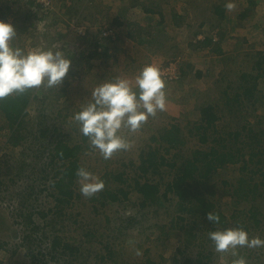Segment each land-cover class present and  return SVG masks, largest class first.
Masks as SVG:
<instances>
[{"label":"rangeland","instance_id":"374dc122","mask_svg":"<svg viewBox=\"0 0 264 264\" xmlns=\"http://www.w3.org/2000/svg\"><path fill=\"white\" fill-rule=\"evenodd\" d=\"M16 1L19 0H0V7L11 5L14 8ZM20 1L28 2V0ZM32 1L33 5L37 6L36 0ZM63 1L67 0H53L52 9L38 6L36 7L38 12L33 6L35 8H33L35 10L33 15L41 11L42 15L51 14L53 17L56 14L55 8L57 7L56 10H58L59 4L62 5ZM69 1L72 3L71 6L75 5V0ZM182 1L184 0H160L161 5H166L169 11L170 18L167 21L171 25L170 28H164L162 32L159 30L161 27H158L157 23L159 21L164 23L166 19L162 13V16L157 13L153 17L159 21L157 22L154 18L151 21L153 24L150 25L156 28L153 30L149 27L148 30L143 31L145 32L143 36L139 33L134 34V40L136 37L138 41H132V38L126 37L125 33L124 37H120V33L117 34V43L110 45L108 58L99 55L89 58L94 54L95 48L92 41L87 40L88 37L82 39L86 30L75 25L80 21L77 15L72 17L70 22L59 23L63 29H67L68 36L60 37L56 43L48 42L47 44V41H32L34 36L30 30L18 35L22 24V14L20 16L17 11H14V14L7 15L4 14L6 10L3 15L0 13V21L6 23L15 24L18 19L19 26H14L16 37L11 41L13 47H19L25 51L37 47L62 48L67 58L72 61L70 74L65 77L66 83L63 80L56 87L41 86L29 90L30 103L26 109L28 115L18 130L17 135H21L22 139L17 145L10 141L12 128L4 115L0 114V191L7 189L3 192L5 197L0 199V264H37L44 260L47 264H172V257L177 253L178 247H182V253L178 255V260L181 261L179 264H186L184 263L186 260L197 259L201 251L200 230L195 231L198 233V239L187 249L182 242L184 234L178 239L174 237L178 234L175 221L179 217L184 219V225H191L196 221L191 227L200 228L207 224L204 223L206 219L200 218L199 214L190 213L195 218L192 222L193 218L189 213L178 210L180 204L184 203L177 197V190L174 188H171V191L166 190L167 185L176 179L177 172L181 174V171L161 166L157 171L159 174L157 172L154 174L152 170L144 173L141 170V160L148 158L149 153L156 152L157 156H154V159H164L165 163H177L176 166L180 168L182 164H185L186 159L190 162H193L196 157L200 159L202 155L196 153L207 154L211 153L212 149H215L219 156L224 153L236 156L239 144L242 142L230 136L237 122L223 106L225 99L222 93L228 81H232L229 88L231 96L234 94L230 92L236 89L244 93V85L262 84L264 71L263 67L250 69L248 65H244L241 70L235 67L232 69L212 67L216 63H221L223 59L218 60L219 55H213L217 60H211L213 56L207 53L208 47L200 43L205 39L194 38V33H200L203 29L211 27L210 24L213 21L210 18L207 19L208 6L204 1L194 3L191 0L190 4L198 10V19L182 20L183 25L179 29L180 32H177L172 26L175 21L172 17L176 16V13L180 17L179 13L183 12L180 6ZM72 8L75 7L72 6ZM68 11L69 8L67 13ZM30 19L27 21L29 22L27 26L33 29L34 33L44 27V24L41 25L42 23L38 21L39 17L32 16ZM215 22L220 25L225 24L224 21ZM218 31L222 30L218 29ZM94 34H96L95 31ZM259 38H264L263 33ZM251 41L253 44L258 42V39L253 37ZM252 44L248 45V54L252 58L259 59L260 55L255 52V47H261V45L253 44L252 47ZM192 62L198 66V69H195ZM146 65H155L160 69L166 84L164 89L167 98L166 110L158 111L155 116H150L137 132L122 129L121 135L130 143V148L117 151L110 159L105 160L97 150L92 148L88 138L86 143H80L82 142L81 132L73 116L91 100L94 88L105 82H113L116 78L127 79L134 83L135 76ZM181 69L186 71L185 78H180L177 82L166 79L176 72L179 76ZM198 71H204L201 78L196 77ZM166 72L169 74L166 75ZM212 72L214 78L205 75ZM243 75L246 76L245 80L241 78ZM242 98L246 99L245 96ZM213 103L219 106L220 109L217 111L224 110L221 113L222 118L217 123L218 134L215 136L212 135L214 129L209 130L207 126L203 127L201 116H195L194 112ZM246 108L247 106H244V110ZM258 114L264 117L263 112ZM257 120L249 118L251 123H256ZM42 130H48L46 138L37 139ZM174 133L173 139L176 138L184 144L172 147L168 140H163L162 137L165 136L172 140ZM204 135H207L205 141L202 140ZM59 139L72 146L82 144L83 148L79 152L81 167L98 176L103 180L104 185L109 181L104 187L109 192L122 189L127 192V197L113 202L101 197L104 189L91 197H85L80 192V185L76 178L72 184L75 195L71 202L58 203L55 199L58 192L53 187V182L58 179L54 178L56 170L58 167L61 168L63 163L52 162L51 155L55 153L56 140ZM261 140L264 144V136ZM146 164L150 162L146 161ZM241 166L242 163L234 166L213 164L200 166L217 167L216 170L213 169L208 173L206 179L207 185H217L216 192L213 195L207 194L206 197L209 196L208 200L215 203L216 211L225 217L226 226L218 225V230L239 228L237 222L240 219L239 217L233 219L232 214L245 205H234L230 195L232 188L222 187L221 184L227 179L236 183L245 176L246 172L241 170ZM204 172L202 171L201 175ZM110 173L116 174L115 177ZM194 178L195 180L186 181V185L188 183L193 185V191L198 188L196 181H201L199 174H195ZM254 179L258 181L259 177L256 175ZM136 181L141 184L145 182L160 184V192L152 201L151 198L149 199L146 207L142 206L144 197L137 192ZM226 189H229L230 193H227ZM17 194L21 197H15ZM0 195H2L1 192ZM103 202L104 205H102ZM258 204L264 207L261 201ZM29 215H31L32 224L28 223ZM250 223L247 224L249 237L264 239V233H262L264 222L257 229L251 227ZM35 227L36 231L32 232ZM89 228L96 238L88 237ZM209 232L205 231L204 234L208 239L205 254L210 252L212 254L213 262L210 264H233V261L240 257L245 258L247 264H264V247L238 248L237 256L232 255V250L218 253L212 241L207 238ZM27 235H31V240L26 238ZM166 236L170 237L167 239ZM55 239H62L63 243L77 248L78 260L69 258L68 251L63 257H58V260L53 259L51 244ZM109 251L112 252L109 254ZM100 256H105L106 260H100Z\"/></svg>","mask_w":264,"mask_h":264},{"label":"trees","instance_id":"16d2710c","mask_svg":"<svg viewBox=\"0 0 264 264\" xmlns=\"http://www.w3.org/2000/svg\"><path fill=\"white\" fill-rule=\"evenodd\" d=\"M136 3L140 4L141 0H134ZM33 6V1L28 0L25 3L23 1H16L15 2V7L13 8L11 5L10 6H3L0 7V13L3 15L4 11L6 10V13L4 14H14V11H17V13L21 16L22 14V24L20 27V30L18 31V35L24 34L25 32H28L30 30V33H33L32 41L33 40H39L41 42L47 41L52 43H56L63 37H66L69 35L67 33V29H60L61 25L59 24L55 18V16L52 17L50 14L48 15H42V12L40 11L39 13H36V15H33L34 13V8ZM146 6V13L147 14H161V11L158 9V7H155L158 11H154L153 7H149L150 9L147 8ZM34 8V9H33ZM23 9V10H22ZM37 11V8H36ZM151 11V12H149ZM38 12V11H37ZM249 13V12H248ZM16 14V13H15ZM6 15V17H8ZM5 16V15H4ZM32 16H37L39 17V22L41 25L44 24V27L40 29V31H35L31 28H28L27 25H29L28 20H31L30 18ZM162 16V14H161ZM242 17V15H240ZM247 14H244L242 17V20H245L244 18L247 17ZM178 15L176 14L173 15V20H176ZM54 18V20H53ZM7 19V18H5ZM17 19V18H16ZM18 20V19H17ZM12 23L13 26H19L18 22ZM86 20H90L88 17ZM164 20V17H163ZM82 21H79V24L76 23L75 25L80 26L81 28L86 30L85 36H82V39L84 40L86 37L87 40L92 41V45H94V54L90 55L89 58H95L96 56L100 57H109V48L110 45L117 43V34H119V27H122L126 24L128 20L127 17V10L123 9L122 14H119L114 20L112 19H107L104 20L106 22L104 25L102 24L101 27L98 28V32L96 34L91 33L89 30H87V26L85 23ZM132 26L135 28H141V31L139 34L143 35V31H146L149 29V27H141L137 22H134ZM163 21H159L157 23L158 27H162ZM173 24L178 25V23L173 22ZM70 25V24H69ZM72 25V24H71ZM31 27V25H30ZM153 28V27H150ZM154 30V28H153ZM159 30H163V28H160ZM105 31H111L113 32V35L115 36H104L103 33ZM130 31H132V27L130 28ZM197 35V34H195ZM130 38L134 39V36L129 35ZM196 37V36H195ZM90 38V39H89ZM40 42V43H41ZM39 43V44H40ZM201 45L205 46H211L213 41L211 39L205 38L204 42H200ZM199 43V44H200ZM215 52L218 54L222 53V49L218 46V44H215ZM101 51V52H100ZM103 51V52H102ZM259 61L257 62V65L259 66V69L263 67L264 65V56H259ZM188 67H191L188 65ZM181 74L179 75V78L175 80L177 82L180 78H185L186 71L181 69ZM70 71L67 76H69ZM203 76V73L198 71L196 74L197 78H201ZM245 75H243L241 78L245 80ZM256 80L258 77L255 78ZM66 78H64V83H66ZM258 81V80H257ZM68 82V81H67ZM249 82V81H248ZM247 82V83H248ZM220 83V82H219ZM232 85V81H228L227 84H225V90L222 93L223 98L225 99L223 106L228 110L229 114L232 115L233 120H235L237 123L235 124L234 131L230 133V136L235 137L236 140H241L242 143L239 144V149L236 153V156L232 155L231 153H224V154H218V152L215 149L211 150V153H196V154H201V158L199 157L194 158L193 162L187 161L185 162V166L182 164L180 168L176 166L177 163H165L164 159L157 160L154 159V156H157L156 152L149 153L148 158H142V166L141 170L144 173H149L151 170L156 174L161 166H166L169 167L170 169L174 170L177 169V171H181V174L177 172L176 174V179L169 185H167V191H171V188H174L177 190L178 193L177 197L180 198L181 202L184 204H180V208L178 210L184 212V213H194L193 215L199 214L200 218H205L204 223H207L204 227L200 228H195L194 226L191 227L196 223L194 221V217L190 215L192 218L191 225L187 224L184 225V219L182 217L177 218L176 222V227L175 229L178 231V234H175V239H178L179 236H183L184 238L182 240L184 244V248H190V245L195 242L198 239V232L200 230V237H201V244L200 248L201 251L197 255V259L195 261H190L186 260L184 263L186 264H210L212 263V254L211 252L209 254H205V245L208 242V239H206L205 236H207L205 231H218L217 227L218 225H221L222 227L226 226L225 224V217L221 214L220 212L216 211V205L212 201L208 200V197L206 195L210 194H215L216 192V187L217 185H207L206 179L208 178V173L211 172V170H216L217 167H211V168H205V167H200L202 164L206 165H215V166H230V165H237L239 163H242V171H245V176H243L239 181L236 183L231 182L230 180H223L222 181V187H231L232 188V193H230L229 189L227 193H230L231 197L233 198V204H240V205H245V207H242L241 210H235L234 213L232 214V218L236 219L239 217L240 221L238 220V227L245 229L247 231L248 227L247 224L251 222V227H254L255 229L260 227V224L264 222V207L259 206V202L261 201L264 203V144L261 143V137L264 136V117H260L258 112L262 111L264 114V98L263 94L258 91V85H244L243 90L244 93H240L238 89L233 90L234 96H231L229 94V88ZM218 90V89H217ZM216 94L218 92L215 91ZM246 97L242 98V97ZM30 92L29 90L24 92L23 94H13L10 95L7 98L0 99V114H3L6 121L8 122L9 126L12 128V135L10 136V141H13L14 144H18L20 142L21 135L18 134V130L20 129L21 125L24 122L25 117L28 115L26 112V109L30 103ZM244 106H247V108L244 110ZM219 106L215 105L214 103L201 109L200 111H196V114L198 116H201L200 118L202 119L203 127L207 126V128L214 129V132H212V135H217V123L218 121L222 118V112L224 111H217L219 110ZM244 110V112H243ZM261 112V113H262ZM262 115V114H261ZM249 118H256L258 119L256 123H251L249 121ZM192 130H194L192 128ZM47 131L48 130H42L40 132V135L37 136V139L41 138H46L47 136ZM56 131V130H55ZM178 131V128L176 129V132ZM57 132V131H56ZM82 137V142L80 143H86L87 142V137L83 136L82 134L80 135ZM174 135L172 136V140H169L168 136L162 137L163 140H168L170 142L169 144L172 147H176L178 145L184 144L182 141H177V139H173ZM207 138V135H204V138L202 139L205 141ZM55 153L51 155V160L52 162L57 163H63V165L58 167V170H56V177L58 178L53 182V187L55 190L58 192V195H55V199L57 200L58 203L60 204H69L71 200L74 197V190L72 189V184L75 181L77 177L76 172L79 168H82L80 165V158H79V152L82 150L83 145L78 144L75 146L68 145L66 142H64L62 139L56 140L55 144ZM223 155V156H222ZM146 161H149L150 164H146ZM254 165V167H253ZM220 169V168H219ZM202 171H205L203 175H201ZM158 173V172H157ZM159 174V173H158ZM199 174L201 181H196V184L198 185V188L194 191L192 190V186L189 183L186 185L187 180H195L194 175ZM115 177L116 174H111ZM258 176L259 179L258 181H255V176ZM47 178V177H46ZM106 180L107 177H106ZM1 182V181H0ZM109 182V181H108ZM108 182L106 184H108ZM105 184V185H106ZM136 190L139 192L143 197L144 201L142 202V206L146 207V203L149 201V199L152 201L154 196L157 195L160 192V184H152L145 182L144 184H141L136 181ZM7 190V189H6ZM4 191H0L2 195H0V199L5 197V193L3 194ZM225 191V190H224ZM166 195V194H165ZM20 198L18 194L15 195V197ZM101 197L105 199H110L113 202L116 201H121L120 198H126L127 197V192L123 191L122 189L114 192H109L106 188L101 193ZM222 199V198H221ZM220 203V202H219ZM104 205V202L102 203ZM209 213H212L214 215H218L220 220L219 223H212L208 221L207 216ZM31 215H29V224H32L31 222ZM28 217V216H27ZM25 217V218H27ZM262 217V218H261ZM253 224V225H252ZM28 226V224H27ZM191 227V228H189ZM189 228V229H188ZM36 227L33 228L32 232L34 230L36 231ZM89 228V233L88 237H95L96 235L90 230ZM196 231V232H195ZM31 232V233H32ZM264 233V230L262 231ZM31 236V235H30ZM30 236H26V238L31 240ZM170 236H166L168 239ZM209 238V236L207 237ZM181 240V238H179ZM181 244V242H180ZM1 248V244H0ZM51 249L53 251V259L58 260V257H63L64 255L67 254V251L69 252L68 257L73 259L78 260L77 254L79 253V250L77 248L71 247L68 243H63L62 239H55L52 244H51ZM239 250V249H238ZM112 251H109V254ZM176 254L172 257V264H179L181 261L178 260V255L182 253V247L176 248ZM239 252V251H238ZM240 251L239 253H241ZM44 257V256H43ZM250 257V255H249ZM74 259V261H75ZM40 259L38 258V261ZM100 260H106L105 256H100ZM206 260V261H205ZM205 261V262H204ZM68 263V259L66 260ZM70 262H72L70 260ZM69 262V263H70ZM37 264H47L46 260L44 261H39ZM153 264V263H152Z\"/></svg>","mask_w":264,"mask_h":264},{"label":"clouds","instance_id":"9594fccd","mask_svg":"<svg viewBox=\"0 0 264 264\" xmlns=\"http://www.w3.org/2000/svg\"><path fill=\"white\" fill-rule=\"evenodd\" d=\"M235 7V3L226 4L229 11ZM15 37L14 26L0 21V99L41 86L52 88L60 85L72 63L62 48L37 47L25 51L12 46L11 41ZM165 88L160 69L155 65H146L135 76L134 83L116 78L94 88L91 100L74 114L73 120L92 148L105 160L110 159L115 152L131 146L121 135L122 129L137 132L150 116L166 110ZM76 175L80 192L85 197H91L105 187L103 180L85 168H79ZM207 219L212 223H219L220 220L212 213ZM208 236L216 252L232 250L233 256L238 255V248L264 247V239L250 238L242 228L213 231ZM233 264H247V261L240 257Z\"/></svg>","mask_w":264,"mask_h":264},{"label":"crops","instance_id":"0c3cea01","mask_svg":"<svg viewBox=\"0 0 264 264\" xmlns=\"http://www.w3.org/2000/svg\"><path fill=\"white\" fill-rule=\"evenodd\" d=\"M203 1L208 6L207 19L210 18L213 22L210 24L211 27L203 29V31L200 33H194V35L197 34L195 35L196 37L194 36V38H196V40L198 38L199 40L208 38L213 41L212 45L208 46L207 53H210L212 56L219 55L218 60L222 58L223 61L219 64H214V66L212 67L216 68V66H219L223 69H232L235 67L241 70L244 65H248L250 69L259 68V66L257 65L258 59H255V57L252 58L251 55L248 54L247 50L248 45L252 44L251 40L253 39V37H255L256 39H258V42H255L253 44L261 45V47H255V52H258L260 56H264V38H259L262 36V33L264 35V0H193L194 3ZM191 2V0H184L180 2V6L183 12H178L180 14V17L176 13L178 17L175 20V23H178L179 26L172 24L173 28H175L174 31L177 30V32H180L179 29H181V26L183 25L182 20L198 19V10L190 4ZM229 2L235 3L236 5V7L232 11H229L226 8V4ZM74 3L75 5H72L75 7L74 9L72 8V3H70L69 0L63 1L62 5L59 4L58 10H56L57 7L55 8L56 20L58 22H70L71 19H73L72 17H75V15H77V17L80 18V21L84 20L83 22L85 23V25H88H86L88 27L87 30H89L93 34L94 31L95 33L98 32V28L102 26L104 20H107L108 18L114 20V18H116L119 14H122L123 9H126L129 21H127L124 26L119 27L118 31L120 33V37H124V33L126 34V37H129V35L134 36V34L141 31V28H135L134 26H132L133 24H135L134 22H137L139 26L145 28L150 27V25L153 24V22L151 21L154 20L155 17H153V15L156 14H147L146 6H148V9H150L149 7H153L154 11H158L155 8L158 7L161 13L165 16L166 20L161 28L168 29L171 26L167 21L170 18V14H168L169 11L166 8V5H161L162 3L160 2V0H141L140 4L136 3L134 0H87L86 2H84V0H75ZM56 6L58 5L56 4ZM68 8L69 11L67 13ZM112 14L114 15L112 16ZM244 14H247L248 16L244 18L245 20H242ZM240 15H242V17ZM87 17L90 19L89 21L86 20ZM201 18H204V16ZM155 19L157 20V22L159 21V19ZM215 21H224L225 24L220 25V23L217 24V22ZM191 23H193V21ZM222 26L225 27L221 28ZM131 27L132 31H130ZM152 27L154 29L156 28L154 26ZM60 29H63V26H61ZM218 29L222 31H218ZM138 40L139 39H136V37L135 40L132 39V41ZM217 41L218 43H216ZM215 44H218V46L222 49L221 54L215 52ZM253 44L252 47L254 46ZM207 59L210 58L207 57ZM213 59L217 60L214 58V56L211 60ZM191 64L196 67L195 69H198V66H196L195 63L192 62ZM205 75H209L214 78L213 72L210 74L206 73ZM258 91L264 95V82L258 85ZM194 112L195 116H198L196 114V111Z\"/></svg>","mask_w":264,"mask_h":264},{"label":"built area","instance_id":"2783aa9c","mask_svg":"<svg viewBox=\"0 0 264 264\" xmlns=\"http://www.w3.org/2000/svg\"><path fill=\"white\" fill-rule=\"evenodd\" d=\"M52 1L53 0H36L37 6L35 4L34 5H35V7L42 6L44 9L45 8L46 9H48V8L52 9V6H53V2ZM103 35L106 36V37H108V36H113V38L115 37L113 35V32H111V31H105L103 33ZM165 74L168 75L169 73L166 72ZM177 74H178L177 72L174 73V75H172L170 78H169V76H170L169 75L168 77H166V79L171 80V81H175V80H177L179 78V76Z\"/></svg>","mask_w":264,"mask_h":264}]
</instances>
